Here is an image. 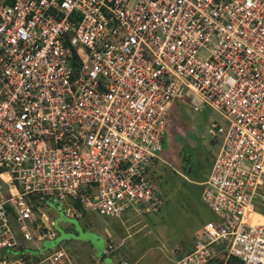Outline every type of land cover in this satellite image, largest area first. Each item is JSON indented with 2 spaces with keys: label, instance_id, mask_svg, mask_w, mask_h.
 <instances>
[{
  "label": "built area",
  "instance_id": "built-area-1",
  "mask_svg": "<svg viewBox=\"0 0 264 264\" xmlns=\"http://www.w3.org/2000/svg\"><path fill=\"white\" fill-rule=\"evenodd\" d=\"M179 98L218 114L221 143L202 183L213 218L172 264H264V0H0V264H32L19 243L53 236L49 203L157 213Z\"/></svg>",
  "mask_w": 264,
  "mask_h": 264
},
{
  "label": "rangeland",
  "instance_id": "rangeland-1",
  "mask_svg": "<svg viewBox=\"0 0 264 264\" xmlns=\"http://www.w3.org/2000/svg\"><path fill=\"white\" fill-rule=\"evenodd\" d=\"M169 110L163 165L155 176L156 189L164 200L160 210L144 216L126 213L120 218L83 210L81 217L70 218L48 204L43 211L53 221L48 231L53 236L20 241L19 249L28 255V262L49 264L42 259L61 249L73 264H170L172 248L184 250L193 244L200 227L213 218L202 199V183L221 143L220 136L212 137L208 132L210 123L219 117L206 105L196 110L186 98L174 100ZM78 234L84 239L76 238Z\"/></svg>",
  "mask_w": 264,
  "mask_h": 264
},
{
  "label": "trees",
  "instance_id": "trees-1",
  "mask_svg": "<svg viewBox=\"0 0 264 264\" xmlns=\"http://www.w3.org/2000/svg\"><path fill=\"white\" fill-rule=\"evenodd\" d=\"M213 263H216V264H242L240 259H238L236 257H231V256L225 257V258H214L211 261H209L207 264H213Z\"/></svg>",
  "mask_w": 264,
  "mask_h": 264
},
{
  "label": "crops",
  "instance_id": "crops-1",
  "mask_svg": "<svg viewBox=\"0 0 264 264\" xmlns=\"http://www.w3.org/2000/svg\"><path fill=\"white\" fill-rule=\"evenodd\" d=\"M172 106V105H171ZM169 112H170V110H169ZM169 114V113H168ZM168 120V119H167ZM210 172V171H209ZM208 175H209V173H208ZM208 177V176H207ZM57 203V202H56ZM56 203H49V204H56ZM47 206H48V204H47ZM46 206V207H47ZM59 209L61 210V208L59 207ZM126 214V213H125ZM124 215V214H123ZM122 215V216H123ZM107 231V236H109L110 235V232L108 231V230H106ZM193 244H194V242H193ZM193 244L190 246V247H187L186 249H184V250H182L180 247H176V248H179V249H181L182 251H186V250H189V249H191L192 248V246H193ZM176 248H172L170 251H169V260H170V264H172V262H171V258H170V252L172 251V250H174V249H176ZM91 249V252H92V247L90 248ZM92 254V253H91ZM93 258L95 257L93 254L91 255ZM96 258V257H95ZM98 260V259H97Z\"/></svg>",
  "mask_w": 264,
  "mask_h": 264
},
{
  "label": "water",
  "instance_id": "water-1",
  "mask_svg": "<svg viewBox=\"0 0 264 264\" xmlns=\"http://www.w3.org/2000/svg\"><path fill=\"white\" fill-rule=\"evenodd\" d=\"M55 206H56L57 208H59V207H60V204H59V203H56ZM42 231H43L44 233H47V228H46V227H45V228H42ZM75 237H76V238H79V239H81V240L84 239V237H83V236H79V234H78V236H75Z\"/></svg>",
  "mask_w": 264,
  "mask_h": 264
}]
</instances>
